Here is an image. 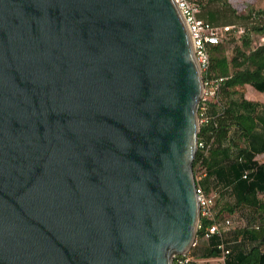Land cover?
Masks as SVG:
<instances>
[{
    "label": "water",
    "instance_id": "water-1",
    "mask_svg": "<svg viewBox=\"0 0 264 264\" xmlns=\"http://www.w3.org/2000/svg\"><path fill=\"white\" fill-rule=\"evenodd\" d=\"M204 93L177 0H0V264L188 253Z\"/></svg>",
    "mask_w": 264,
    "mask_h": 264
},
{
    "label": "trees",
    "instance_id": "trees-1",
    "mask_svg": "<svg viewBox=\"0 0 264 264\" xmlns=\"http://www.w3.org/2000/svg\"><path fill=\"white\" fill-rule=\"evenodd\" d=\"M195 2L200 5L198 16L207 22L244 28L243 33L231 31L221 34L218 44L208 45L210 65L203 73L204 80L225 79L218 95L207 102L211 117L208 123H202L199 139L205 138L209 148L199 147L194 161L195 176L206 173V179L215 174V178L232 189L235 200L228 204L230 211L239 209L249 216L248 224L236 232L237 240L225 264H264V161L254 159L256 153L247 146H237L239 134L246 135L249 145H259L260 142L264 145V135H261L264 133H256L259 125L264 130V104L245 97L247 84L264 91V41L261 39L264 36V20L260 19V10L237 15L230 4L223 0ZM254 32L260 33V41L255 44L252 38ZM225 35L232 37L231 41L235 38L241 40V44L234 46L231 56L227 54V45L224 44ZM206 101H200V108ZM233 144L238 148L237 152H233ZM220 156L228 157L231 163L218 170L213 167L219 164ZM197 182L200 184V181ZM207 191L205 189L208 194ZM222 211L218 212V216ZM211 223L209 219L201 220L198 240L204 237V228ZM207 241L210 247L203 258L219 257L222 253L219 244L225 241L224 237L214 234ZM193 251L194 247L190 254Z\"/></svg>",
    "mask_w": 264,
    "mask_h": 264
},
{
    "label": "built area",
    "instance_id": "built-area-1",
    "mask_svg": "<svg viewBox=\"0 0 264 264\" xmlns=\"http://www.w3.org/2000/svg\"><path fill=\"white\" fill-rule=\"evenodd\" d=\"M180 8L185 14L187 20L190 23L192 28L195 41H196V54L201 63L203 73L208 69L210 65V55H209V44H218L220 42V35L230 33L231 31H238L243 33L244 28L237 29L236 25H223L217 26L213 25L206 20L198 16L200 12V5L195 2V0H177ZM264 41V36L261 37ZM224 77L218 79H208L204 80L205 82V93L202 100H208L209 97H216L221 88ZM200 107V106H199ZM202 113L204 114V105L201 106ZM210 121V116L205 115L201 119L202 123H208ZM199 147L209 148V144L199 139ZM246 177V175H244ZM198 180V177H196ZM197 190L199 193V201L201 206V220L203 218L209 219L212 221L211 224H208L204 228V237L209 238L214 234H217L224 237L223 225H230L232 223L230 218H226L222 222L218 216V211L216 209V195L207 194L204 188L197 182ZM201 227V221L199 228ZM197 240V239H196ZM196 244V242H195ZM194 244V245H195ZM193 245V246H194ZM221 248L222 258L225 260L227 255L231 252V249L227 247L226 242L222 241L219 244ZM191 251V250H190ZM190 251L186 254H176L173 258L172 264H197V260L190 254Z\"/></svg>",
    "mask_w": 264,
    "mask_h": 264
},
{
    "label": "crops",
    "instance_id": "crops-1",
    "mask_svg": "<svg viewBox=\"0 0 264 264\" xmlns=\"http://www.w3.org/2000/svg\"><path fill=\"white\" fill-rule=\"evenodd\" d=\"M250 84H247L246 85V94H245V97L247 99H250V100H253V101H257V102H260L262 104H264V96H261L260 94H255V93H248V89H251L250 88ZM253 87V86H252ZM255 88V87H254ZM261 92H264V91H261ZM215 97H209V99L206 101V103H204V107H205V111L211 116V113L208 112V101L209 100H212L214 99ZM264 133V130L263 128L259 125L257 128H256V133ZM234 131L232 132V136L234 135L233 134ZM259 134H256V136H258ZM261 135H264V134H261ZM203 140L207 141L205 138H202ZM237 141H238V144L237 146H247L249 149L252 150V152L256 153L254 159L258 160V161H264V145L260 144L259 145H256L255 143L249 145V139L246 137V135H243V136H240V134L238 135L237 137ZM258 142V140H257ZM232 143V142H231ZM256 145V146H255ZM233 152H237V149L236 147H234V144H233ZM230 160L228 157H221L220 156V162L219 164L215 165L213 168L215 169H218L220 167H226L230 164ZM206 173H204L203 175H198V181H200V184L204 190L206 189L207 192H209L208 194L210 195H213L215 194L216 195V209L218 212H221L222 210H224L225 208H228V204L234 202V194L232 193V189L231 187H228L225 185V183L223 181H219L217 178H215V174H211V176L209 178H206ZM204 180V184L202 183V181ZM194 247V251L193 253L191 254L193 257H195L201 264H203L205 261H214L215 259H218L220 257H215V258H203V254H205L210 245L208 243V241L202 237L200 238V240H196V244L193 246ZM192 250V249H191Z\"/></svg>",
    "mask_w": 264,
    "mask_h": 264
},
{
    "label": "rangeland",
    "instance_id": "rangeland-1",
    "mask_svg": "<svg viewBox=\"0 0 264 264\" xmlns=\"http://www.w3.org/2000/svg\"><path fill=\"white\" fill-rule=\"evenodd\" d=\"M223 1L228 2L230 4V6L236 11L237 15H247L249 13H253V12L260 10V12L258 11V13L261 14L260 19L264 20V0H223ZM239 21H241V20H239ZM247 22H249V21H247ZM259 35H260V33H257V32H254L252 34L254 44L260 41ZM223 39H224V44L227 45V54L229 56H231L234 46L241 44V40H239L238 38H235L233 41H231L232 37H228V36L226 37V35L224 36ZM250 88L251 89H248V93H250V92L255 93V94L258 93L261 96H264V92H261L252 86H250ZM199 106H200V104H199ZM200 110L202 111V109L199 107L200 119L203 118L204 114L210 116L205 111V109H204V114L201 115L202 112L200 113ZM201 125H202V122H201ZM219 218L222 222H224V220L226 218H230L232 221V223L230 225H223L222 226L226 245L228 248L232 249L233 243L237 240L236 239L237 238L236 232L240 228H243L244 226H246L248 224L249 216L247 215L246 212H243L239 209H233V211H230V208H225L222 211V213L219 215ZM205 239L207 240V238H205ZM219 257L220 258L215 259L214 261H212V260L211 261H205L203 264H225V260L222 258V255H220ZM197 264H201V263L197 260Z\"/></svg>",
    "mask_w": 264,
    "mask_h": 264
}]
</instances>
